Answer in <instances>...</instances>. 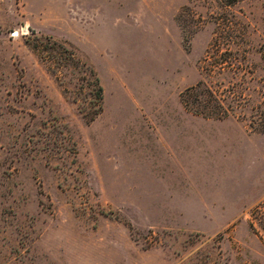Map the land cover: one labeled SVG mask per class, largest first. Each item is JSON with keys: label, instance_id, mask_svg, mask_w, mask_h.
I'll list each match as a JSON object with an SVG mask.
<instances>
[{"label": "rangeland", "instance_id": "374dc122", "mask_svg": "<svg viewBox=\"0 0 264 264\" xmlns=\"http://www.w3.org/2000/svg\"><path fill=\"white\" fill-rule=\"evenodd\" d=\"M262 110L264 0H0V264H264Z\"/></svg>", "mask_w": 264, "mask_h": 264}, {"label": "trees", "instance_id": "16d2710c", "mask_svg": "<svg viewBox=\"0 0 264 264\" xmlns=\"http://www.w3.org/2000/svg\"><path fill=\"white\" fill-rule=\"evenodd\" d=\"M50 40V38H46ZM38 45V44H37ZM60 61V60H58ZM62 61V60H61ZM66 61V60H64ZM84 66L85 77L90 79V90L91 95L94 98L91 105H80V110L88 122L93 121L103 110V99H104V89L101 85L100 79L96 71L88 66L86 63H82ZM217 64V65H216ZM206 65V66H205ZM220 65V69L224 68V60H204L203 70L207 73H211L215 70L214 67ZM181 100L184 108L195 115H200L205 118L214 119H225L230 117L232 114V109L229 104H227V99L223 98L217 90L213 88L207 81L201 80L196 85L186 88L181 93ZM79 102L78 99H75ZM264 110L260 113V127L264 131ZM263 116V118H262ZM260 216L264 214V202L258 205L254 209V213ZM255 216V214H254ZM253 221H251L250 226L254 229Z\"/></svg>", "mask_w": 264, "mask_h": 264}]
</instances>
